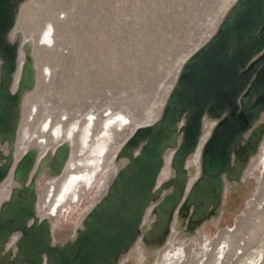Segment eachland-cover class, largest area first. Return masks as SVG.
<instances>
[{
    "label": "water",
    "instance_id": "95a60500",
    "mask_svg": "<svg viewBox=\"0 0 264 264\" xmlns=\"http://www.w3.org/2000/svg\"><path fill=\"white\" fill-rule=\"evenodd\" d=\"M23 0H0V147L7 155L0 164V186L12 173L13 187L0 204V264H117L136 242L143 216L152 202L155 222L143 236L164 238L187 185L185 163L194 153L204 117L215 121L201 152L200 176L181 209L191 210L188 222L200 227L221 204L223 179L238 181L247 161L258 152L264 133L255 128L264 113V0H236L213 36L182 65L160 118L137 128L117 154L125 159L106 196L87 214L76 238L53 244L47 219L36 217L34 149L15 162V144L25 94L35 88L29 55L18 71L19 42H10ZM179 143V144H178ZM167 149L174 151L173 177L155 189ZM67 149L56 150V160ZM3 153L0 149V158ZM164 191L170 193L160 196ZM19 233L17 251L5 252Z\"/></svg>",
    "mask_w": 264,
    "mask_h": 264
},
{
    "label": "rangeland",
    "instance_id": "374dc122",
    "mask_svg": "<svg viewBox=\"0 0 264 264\" xmlns=\"http://www.w3.org/2000/svg\"><path fill=\"white\" fill-rule=\"evenodd\" d=\"M235 1L24 0L19 5L9 40L33 41L29 55L36 76L34 90L23 97L21 104L15 144L16 162L38 140L46 142L42 153H50L60 143L61 137H53L41 130L44 122H51L52 126L59 124L64 134L72 125L77 126L72 160L78 164L90 158V148L101 137L102 123L107 117L118 113L130 122L122 129L123 132L120 128L112 129L107 154L103 153L101 169L95 175L96 183L92 186L81 183L77 190L79 201L68 199L63 208L58 209L59 216L52 219L53 224L71 233L82 229L84 218L101 200L95 199L96 185L101 183L105 173H108L106 184L109 182L110 185L115 177L113 161L119 153L118 148L137 126L151 125L160 118L182 65L213 36ZM47 25L52 26L48 43L41 40ZM45 68L49 69L47 77L43 75ZM90 118L95 123L92 139L89 148L82 147L84 150L81 151L78 129ZM209 121L211 130L213 120ZM256 127H262L264 131V113ZM261 143L264 152V137ZM258 153L259 149L241 174L243 180L250 182L251 194L239 200L237 210L229 214L225 209L231 202L233 190L225 180L218 209L223 214L219 215L218 223L201 229L198 238L185 246L179 264H245L257 252L264 254V164H261L262 158ZM173 154L170 149L164 154V166L168 165L165 171L168 167L170 170L168 179L174 175L171 167ZM82 170L77 166L75 171ZM67 175L68 170L54 181L56 184L40 182L36 205L39 217H46L55 207L53 196L59 192ZM7 186L8 183L3 189ZM150 207L153 209L154 205ZM176 211L174 220L179 215L178 209ZM171 236L172 240L162 252L173 247L175 233ZM142 237L143 233L138 239ZM18 238L14 236L10 241L13 242V254L17 251ZM206 246L207 251L204 249ZM223 246V257L216 261L218 249ZM161 251L159 256L164 253ZM130 257L138 264L134 251ZM141 261L139 263L143 264Z\"/></svg>",
    "mask_w": 264,
    "mask_h": 264
},
{
    "label": "bare ground",
    "instance_id": "6f19581e",
    "mask_svg": "<svg viewBox=\"0 0 264 264\" xmlns=\"http://www.w3.org/2000/svg\"><path fill=\"white\" fill-rule=\"evenodd\" d=\"M23 3H24V0H23ZM17 16H18V13H17ZM51 30H52V26L47 25V28L45 29L44 32H42V35H41L42 41L47 42V43L50 42L51 38H50L49 34H50ZM42 45H44V44H42ZM31 50H33V41L32 40L31 41L30 40H24V39L20 40V42H19L18 71L14 77V83L12 86L13 91L16 89V86H17V81L19 78V70H20V68L24 62L25 57L30 54L29 51H31ZM32 62H33V60H32ZM48 74H49V69L45 68V70L43 72L44 77H47ZM156 122L157 121H155L154 123H156ZM208 123H210L208 117L207 118L204 117L203 121H202L201 135H200V138L198 140L197 147H196L194 153H192L187 158L186 163H185V170L187 173V185H186L185 194H184V197L182 199V202L184 201V199H185L187 193L189 192L191 186L196 182V180L200 176L199 174H200L202 148H203L205 142L210 137L211 131L213 130L212 128H214V125H215V121H212L211 130H210V127H208ZM129 124H130V122L123 115L118 114V113L116 115H113V116L111 115V117H107L106 120H104V122L102 123L101 137L96 140L97 141L96 145L94 147L90 148L91 149L89 151L90 158L86 159L85 161H81L80 164H78L76 161L74 162L72 160L73 138H74V133H75V130L77 129V126L72 125L70 127V129H68L64 134L63 130L59 126V124L56 126H52L51 122H48V123L44 122L42 124L43 129L41 128V130H43V132L45 134H50V135L52 134L53 137H56V138L61 137V141L57 145L55 150L51 151L50 153L49 152H43L42 153V149L44 148V145L46 144V142H42L41 140L40 141L38 140L37 143L33 144L30 147V149L35 150L36 155H37L34 169L31 172L30 177H29V180L33 179L35 182L36 198H37L38 190L40 187V182L42 180H44L50 184V183L54 182L56 179L59 180V178H61V176L64 174V172H66L68 170L67 177L63 181L61 187L59 186L60 187L59 192L56 194V196L55 195L53 196L55 198L54 204H56V205L54 208H51L49 210V214L44 218L39 217L40 216L39 215V208L37 207V213H36V206H35L36 217L39 218L40 220L47 219L49 222L53 244L64 246L65 244H67L69 242H71V243L73 242L72 240L76 236V231L71 233L69 230H65L60 225L53 224L52 219L59 216V210L58 209L61 210V208H63V204L68 199H70L69 201H71L73 199H75L77 202L79 201L77 190H78L79 185L81 183H83L84 186H88V185L92 186L94 183H96L97 178L95 175L97 173V170L101 169V166H102V163H103V160L105 157V156H103V158H101L103 153L106 152L105 154H107V148L109 147V143L112 140V137H111L112 129L113 128H120V131H122V129L124 127L128 126ZM153 124H151V125H153ZM94 125H95L94 120L90 118L88 121H86L85 125H83V127L81 129H78L79 143H80L81 151L84 150L83 149L84 147L89 148V143L92 139V130H93ZM151 125L149 123L144 124V125H139L135 129H133V132L137 128L148 127ZM256 128L262 129V127H256ZM262 131H263V129H262ZM133 132L131 133V135L133 134ZM263 133H264V131H263ZM16 137H17V135H16ZM43 138L44 137H42V139ZM125 141H124V143H125ZM123 144L121 145L120 148H118L119 151L121 150ZM261 146H262V143L260 145L258 155L260 154V157L262 158L261 164H264V152H263V149ZM64 147L67 149L66 150L67 153H66L65 158H62L61 160H56V154H55L56 150L58 148L60 150ZM0 149L2 150V153H3L2 157L0 158V164H1L4 162L3 158H4V156L7 155V151H6L5 147H3V148L0 147ZM69 152H70V155H69ZM13 157H14V161L16 162L15 153H14ZM123 160H125V159H123ZM123 160L118 159L117 155L115 156L114 161H113L114 166H115L114 176L116 175L117 171L120 168H122L126 165L127 161H126V163H124ZM248 162H249V160L247 161L246 166H247ZM166 165L167 164H165V166H164V156H163V166L164 167L160 171V174L157 178L154 190H157L162 184H164L165 182H167L168 180H170L172 178L171 177L170 179H168L170 176V174H169L170 170L168 167V171L167 172L165 171ZM77 166H81L83 168V170L80 172L75 171L77 169ZM69 170H71L73 172H69ZM11 174L12 173H10L8 178L0 186V204L8 199V196L10 194L11 189L13 187H16V183H14V181L12 180ZM103 176H104V178H103V180H101V183L100 184L98 183V185H96V187H95V188H97L96 189L97 191H95V197H96L95 199H99V200L101 199L102 200L107 194V190L109 188V182H108V184H106V181L108 178V173H105ZM93 177H94V181L92 182ZM227 182H228L229 187L232 188L233 191L231 192V202H230V204L227 205V208L225 209V211L228 212L229 214H233L238 208L239 200H242L244 197L251 194V192H252L251 191V185H250L249 181L243 180V177L241 179H239L238 181H235V182L234 181H227ZM7 183H8L7 188L3 189L4 185ZM54 183L56 184V182H54ZM223 183L225 184V179H223ZM53 190H55V189H53ZM165 193L168 194V193H170V191H164L162 194L166 195ZM164 195H161L162 197L160 196V200H162ZM4 198H6V199L3 200ZM182 202L177 207L178 214H179L178 218L174 220L172 217V222H171V225L169 227L168 234L164 238L159 239L158 241H153V242L150 241V242H146V243L143 241V237L140 239H138L139 238L138 237L136 242L134 243V245L128 251L124 252L120 256L119 260L123 256L122 260L120 261V264H137V263H134L132 260V257H130V254L133 251H134L135 256H138L139 262L141 260L144 261L143 264H159V263H161V264H179L181 262L182 256L184 255L185 246L188 245L190 242H194L198 238L199 231L201 229H203V228L205 229L208 226L214 225L219 220V218L221 217V216L219 217V215L223 214V211H222V213H220V211H218V209H219V207H218L215 211H211V213L208 215L209 216L208 219L205 220V222L198 228L197 226L190 225V223L188 222V218L192 214V212H191V210H189V211L184 210L183 211L180 207ZM36 205H37V202H36ZM151 205H154L153 209H152V207H150ZM150 206L148 207V209L145 212V215L143 216L142 223L139 227V235H141V233H143V236H144V234L147 231L152 229L153 224L155 222L154 208L157 206V203L152 202L150 204ZM78 228H80V226H78ZM173 232L175 233V243L170 250H168V251L165 250V252L163 251L164 252L163 253L161 250L164 249L168 245L170 239L172 240V238H170V237H172L171 233H173ZM14 236H18L20 238V234L15 233L11 237L10 241L12 240V238ZM19 238H18V240H19ZM10 241L7 244L8 247H7V245L5 247V252H9L10 255H14L13 250H11V249H13V247H12L13 242L11 243ZM207 247L208 246H206L204 248L206 251L208 250ZM16 250H17V242H16ZM160 251L163 253L161 256H159ZM223 254H224V246L222 248L218 249L219 258H216V261L220 260L223 257ZM119 260H118L117 264L119 263ZM260 260L262 263L264 260V254L262 252H257V255L254 258L248 259L245 264H258V262ZM139 262H138V264H141Z\"/></svg>",
    "mask_w": 264,
    "mask_h": 264
}]
</instances>
